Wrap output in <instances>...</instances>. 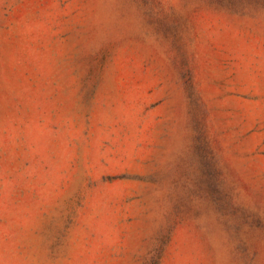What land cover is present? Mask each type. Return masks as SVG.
<instances>
[{
    "label": "rangeland",
    "instance_id": "obj_1",
    "mask_svg": "<svg viewBox=\"0 0 264 264\" xmlns=\"http://www.w3.org/2000/svg\"><path fill=\"white\" fill-rule=\"evenodd\" d=\"M0 264H264V0H0Z\"/></svg>",
    "mask_w": 264,
    "mask_h": 264
}]
</instances>
